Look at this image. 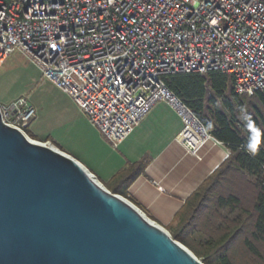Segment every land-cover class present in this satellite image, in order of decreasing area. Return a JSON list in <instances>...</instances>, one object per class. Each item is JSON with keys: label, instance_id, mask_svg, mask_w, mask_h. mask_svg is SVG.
<instances>
[{"label": "built area", "instance_id": "1", "mask_svg": "<svg viewBox=\"0 0 264 264\" xmlns=\"http://www.w3.org/2000/svg\"><path fill=\"white\" fill-rule=\"evenodd\" d=\"M66 93L112 149L158 102L180 118L177 135L198 157L213 138L166 86L176 73L217 71L233 91L264 90V0H0V65L14 53ZM2 122L26 129L25 97L0 103Z\"/></svg>", "mask_w": 264, "mask_h": 264}, {"label": "water", "instance_id": "2", "mask_svg": "<svg viewBox=\"0 0 264 264\" xmlns=\"http://www.w3.org/2000/svg\"><path fill=\"white\" fill-rule=\"evenodd\" d=\"M0 264H205L71 155L0 114Z\"/></svg>", "mask_w": 264, "mask_h": 264}, {"label": "trees", "instance_id": "3", "mask_svg": "<svg viewBox=\"0 0 264 264\" xmlns=\"http://www.w3.org/2000/svg\"><path fill=\"white\" fill-rule=\"evenodd\" d=\"M164 82L211 136L230 149V155L188 199L178 216L184 225L171 237L205 264H238L230 247L245 233L251 240H242L245 250L258 256L252 242L264 246V90L239 95L230 78L217 71L176 73L165 76ZM27 135L37 139L30 132ZM145 165L146 160L129 164L105 187L125 197ZM224 208L236 212L235 218L221 215L219 210ZM213 216L226 226L214 225ZM195 232L202 238L198 244L192 237Z\"/></svg>", "mask_w": 264, "mask_h": 264}, {"label": "crops", "instance_id": "4", "mask_svg": "<svg viewBox=\"0 0 264 264\" xmlns=\"http://www.w3.org/2000/svg\"><path fill=\"white\" fill-rule=\"evenodd\" d=\"M181 128L177 114L158 102L117 149L92 128L89 136L78 139V146L65 150L107 187L129 164L146 160L143 173L131 182L125 197L170 234L177 233L184 225L178 216L188 199L213 175L227 151L225 146L208 141L198 157L190 155L176 140ZM219 211L230 220L236 216L227 208ZM212 222L226 226L214 216ZM197 236L196 232L192 234L193 238Z\"/></svg>", "mask_w": 264, "mask_h": 264}, {"label": "rangeland", "instance_id": "5", "mask_svg": "<svg viewBox=\"0 0 264 264\" xmlns=\"http://www.w3.org/2000/svg\"><path fill=\"white\" fill-rule=\"evenodd\" d=\"M19 97L27 98L36 110L26 132L37 136L33 140L39 143L50 144L71 155L65 148L78 146V139L89 136L92 128L97 131L66 93L44 80L39 69L16 52L0 65V103L8 105ZM248 237L241 234L240 240L230 247L234 261L238 264H264L262 244L252 242L258 256L245 250L242 240H250ZM195 241L198 244L202 238L197 236Z\"/></svg>", "mask_w": 264, "mask_h": 264}, {"label": "bare ground", "instance_id": "6", "mask_svg": "<svg viewBox=\"0 0 264 264\" xmlns=\"http://www.w3.org/2000/svg\"><path fill=\"white\" fill-rule=\"evenodd\" d=\"M37 142V141H36ZM39 143V142H38ZM44 145H50V144H45V143H43ZM54 147V146H53ZM55 148V147H54ZM57 149V148H56ZM77 160V159H76ZM78 161V160H77ZM79 162V161H78ZM80 163V162H79ZM81 164V163H80ZM82 165V164H81Z\"/></svg>", "mask_w": 264, "mask_h": 264}]
</instances>
